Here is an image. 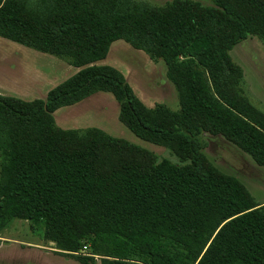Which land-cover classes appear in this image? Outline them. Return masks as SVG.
<instances>
[{
  "label": "trees",
  "instance_id": "obj_1",
  "mask_svg": "<svg viewBox=\"0 0 264 264\" xmlns=\"http://www.w3.org/2000/svg\"><path fill=\"white\" fill-rule=\"evenodd\" d=\"M211 2L0 0V37L77 68L43 99L0 95V230L26 220L81 264H264V202L200 139L219 135L264 167V115L239 94L228 54L247 36L264 42V0ZM116 40L164 61L177 111L146 108L121 72L95 64ZM95 92L175 161L96 127L55 125L53 111Z\"/></svg>",
  "mask_w": 264,
  "mask_h": 264
},
{
  "label": "rangeland",
  "instance_id": "obj_2",
  "mask_svg": "<svg viewBox=\"0 0 264 264\" xmlns=\"http://www.w3.org/2000/svg\"><path fill=\"white\" fill-rule=\"evenodd\" d=\"M135 1L157 6L168 0ZM194 1L202 5L212 4L211 0ZM228 54L241 71L237 87L239 94L256 112L264 115V42L256 36H247L232 46ZM95 64L110 65L121 72L134 95L146 108L163 106L171 111L178 110L177 94L165 76L166 65L162 59H152L144 51L116 40L110 44L105 57ZM76 70L61 57L0 37V95L23 100L43 99L49 89ZM117 114L118 104L112 95L95 92L72 105L56 109L52 116L55 125L61 129L96 127L106 134L141 146L159 158L175 161L164 146L132 134L118 121ZM200 139L201 151L216 168L237 178L257 203L264 202L263 166L255 164L246 153L219 135L202 134ZM38 229H31L26 220H11L0 231V264H61L60 260L46 254L40 255L37 263L35 252L27 249L39 245L44 251L57 255L53 244L44 240ZM95 259L97 263L99 257Z\"/></svg>",
  "mask_w": 264,
  "mask_h": 264
},
{
  "label": "crops",
  "instance_id": "obj_3",
  "mask_svg": "<svg viewBox=\"0 0 264 264\" xmlns=\"http://www.w3.org/2000/svg\"><path fill=\"white\" fill-rule=\"evenodd\" d=\"M21 99V98H20ZM1 231V230H0ZM1 244V243H0ZM1 246V245H0ZM33 248H27L28 250H31L33 252H35V260L37 263H39V256L40 255H49V256H52V257H55L56 259L60 260L61 264H81L77 261H75L74 259L72 260V258H65L64 256H59L58 254L57 255H53V253L51 252H48V251H44L42 248H40L41 246L37 245V246H32ZM53 264V263H52ZM91 264H99V261L96 263V259H95V262L94 263H91Z\"/></svg>",
  "mask_w": 264,
  "mask_h": 264
},
{
  "label": "built area",
  "instance_id": "obj_4",
  "mask_svg": "<svg viewBox=\"0 0 264 264\" xmlns=\"http://www.w3.org/2000/svg\"><path fill=\"white\" fill-rule=\"evenodd\" d=\"M85 248V246H83V249Z\"/></svg>",
  "mask_w": 264,
  "mask_h": 264
}]
</instances>
